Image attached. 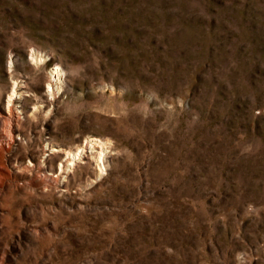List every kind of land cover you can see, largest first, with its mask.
Returning <instances> with one entry per match:
<instances>
[{
    "label": "rangeland",
    "instance_id": "rangeland-1",
    "mask_svg": "<svg viewBox=\"0 0 264 264\" xmlns=\"http://www.w3.org/2000/svg\"><path fill=\"white\" fill-rule=\"evenodd\" d=\"M14 79L0 264H264V0H0Z\"/></svg>",
    "mask_w": 264,
    "mask_h": 264
},
{
    "label": "bare ground",
    "instance_id": "bare-ground-1",
    "mask_svg": "<svg viewBox=\"0 0 264 264\" xmlns=\"http://www.w3.org/2000/svg\"><path fill=\"white\" fill-rule=\"evenodd\" d=\"M42 54L38 55L39 58H37V56H35L32 53V58L34 60H40L43 57L41 56ZM65 78V70L58 64H55V66L52 67V80H54L56 82V84L58 83L57 87L61 86L60 83L63 82ZM20 86L21 84L19 83V81L17 80H13V85H12V89L8 94V98H7V108L4 109L5 113L2 111L0 112V117H3V134H2V138H1V144H0V148H4L5 144L10 143L13 140V124H12V110L13 108H16L17 105V100L19 97H21L22 95H25V92L20 90ZM48 87L52 90L53 89V84L48 83ZM87 143L89 144L88 147L92 148L91 152H96L95 155H93L94 157H96L98 160H100V162L104 163V159L106 158L107 155V147L109 146L107 144L106 141H104L101 137L99 136H92L90 139L87 140ZM87 145V144H86ZM99 146L100 149L94 150V147ZM88 151V148H81L79 147L76 150H72V149H67L65 147H61V146H54L52 148V152H55L57 154L60 153H64L66 154V161H67V165L70 166H74L77 164V162H79L78 160H81L80 158H82V154H85L84 152ZM84 156V155H83ZM61 167L60 169L62 170V165H64V163L60 164ZM70 170V169H69Z\"/></svg>",
    "mask_w": 264,
    "mask_h": 264
}]
</instances>
